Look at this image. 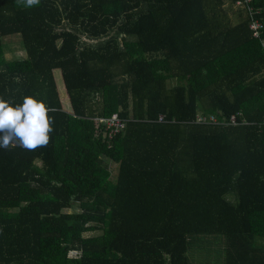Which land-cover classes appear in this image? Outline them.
Instances as JSON below:
<instances>
[{"label": "trees", "instance_id": "16d2710c", "mask_svg": "<svg viewBox=\"0 0 264 264\" xmlns=\"http://www.w3.org/2000/svg\"><path fill=\"white\" fill-rule=\"evenodd\" d=\"M234 2L0 0V96L53 121L46 147L0 148V264H264V26Z\"/></svg>", "mask_w": 264, "mask_h": 264}, {"label": "clouds", "instance_id": "9594fccd", "mask_svg": "<svg viewBox=\"0 0 264 264\" xmlns=\"http://www.w3.org/2000/svg\"><path fill=\"white\" fill-rule=\"evenodd\" d=\"M40 0H17L25 7L38 5ZM43 100L25 95L22 103L13 104L0 96V148L19 146L36 150L49 144L53 121Z\"/></svg>", "mask_w": 264, "mask_h": 264}, {"label": "built area", "instance_id": "2783aa9c", "mask_svg": "<svg viewBox=\"0 0 264 264\" xmlns=\"http://www.w3.org/2000/svg\"><path fill=\"white\" fill-rule=\"evenodd\" d=\"M254 0H235L234 5L243 8L248 15V27L251 30L253 37H259L261 29L264 23L257 17L260 13V8L254 6ZM264 46V41H262ZM240 112L231 114L229 117L217 118L215 115H202L198 114L195 121L198 123H210L217 125H236V124H247L249 123L244 118L238 119ZM104 127V135L110 139L115 133L124 128L127 121L126 118L120 117L116 112L110 116L98 119ZM157 121H164L163 116L159 115ZM260 127L264 128V119L259 123ZM17 146L18 142H17ZM22 147V146H20Z\"/></svg>", "mask_w": 264, "mask_h": 264}, {"label": "rangeland", "instance_id": "374dc122", "mask_svg": "<svg viewBox=\"0 0 264 264\" xmlns=\"http://www.w3.org/2000/svg\"><path fill=\"white\" fill-rule=\"evenodd\" d=\"M2 43H3V52H4L3 55H4L5 59L12 60V59H17V58H24L26 56L25 51H24L22 44H21L19 34H10V35L2 37ZM54 75L56 77L57 85L59 86V92L64 97V99H66L64 96L65 91L62 87L61 76H60V72L58 69L54 70ZM109 169L111 172V176H113L112 174L116 173V164L113 165V163H110ZM66 210L70 211L72 209H66ZM94 233L95 232H86V233H84V235H91ZM74 253H75L74 251L69 252L70 255H73ZM206 261L211 262V261H214V259L208 258L205 255L204 256L198 255L194 259V262H196V263H201V262H206Z\"/></svg>", "mask_w": 264, "mask_h": 264}]
</instances>
